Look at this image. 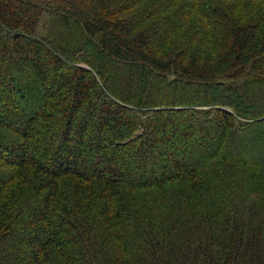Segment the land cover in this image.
Masks as SVG:
<instances>
[{
    "label": "trees",
    "instance_id": "1",
    "mask_svg": "<svg viewBox=\"0 0 264 264\" xmlns=\"http://www.w3.org/2000/svg\"><path fill=\"white\" fill-rule=\"evenodd\" d=\"M0 264H264V0H0Z\"/></svg>",
    "mask_w": 264,
    "mask_h": 264
},
{
    "label": "rangeland",
    "instance_id": "2",
    "mask_svg": "<svg viewBox=\"0 0 264 264\" xmlns=\"http://www.w3.org/2000/svg\"><path fill=\"white\" fill-rule=\"evenodd\" d=\"M41 37V34H38Z\"/></svg>",
    "mask_w": 264,
    "mask_h": 264
}]
</instances>
